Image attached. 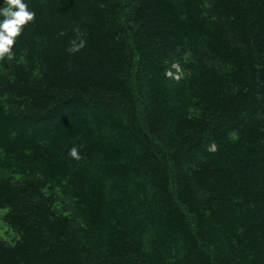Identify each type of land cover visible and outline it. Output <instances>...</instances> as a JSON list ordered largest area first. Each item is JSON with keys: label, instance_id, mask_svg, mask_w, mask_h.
Returning a JSON list of instances; mask_svg holds the SVG:
<instances>
[{"label": "trees", "instance_id": "16d2710c", "mask_svg": "<svg viewBox=\"0 0 264 264\" xmlns=\"http://www.w3.org/2000/svg\"><path fill=\"white\" fill-rule=\"evenodd\" d=\"M23 2L0 264H264V0Z\"/></svg>", "mask_w": 264, "mask_h": 264}, {"label": "clouds", "instance_id": "9594fccd", "mask_svg": "<svg viewBox=\"0 0 264 264\" xmlns=\"http://www.w3.org/2000/svg\"><path fill=\"white\" fill-rule=\"evenodd\" d=\"M4 5L0 6V60H14L13 51L17 37L22 34L24 27L35 19V12L30 11L28 5L23 0H4ZM60 35H66L61 31ZM67 51L75 54L86 46L83 38H74L70 42ZM69 156L74 160H81L80 149L73 146L69 149Z\"/></svg>", "mask_w": 264, "mask_h": 264}, {"label": "rangeland", "instance_id": "374dc122", "mask_svg": "<svg viewBox=\"0 0 264 264\" xmlns=\"http://www.w3.org/2000/svg\"><path fill=\"white\" fill-rule=\"evenodd\" d=\"M5 211H6L5 207H0V236L5 238H11L12 235L14 234V231L3 219V215Z\"/></svg>", "mask_w": 264, "mask_h": 264}]
</instances>
